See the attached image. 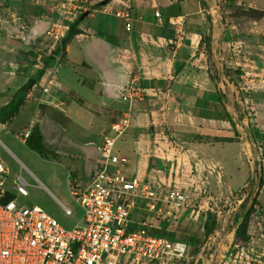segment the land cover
<instances>
[{
  "label": "rangeland",
  "instance_id": "obj_1",
  "mask_svg": "<svg viewBox=\"0 0 264 264\" xmlns=\"http://www.w3.org/2000/svg\"><path fill=\"white\" fill-rule=\"evenodd\" d=\"M223 11L234 25L239 20L264 17L263 6ZM80 18L74 26L82 24ZM236 29L230 28L223 37L218 49L220 75H216L214 68L212 75L225 102L223 110L217 104L218 115L224 114L229 104L228 114L223 116L227 124L206 132L191 125L187 130L170 126L162 129L154 120L133 126L135 116L131 106L138 100L124 102L120 94L131 82L145 83L148 75H141L142 67L138 65L147 66L146 53L139 50L121 53L122 62L115 80L114 72L94 74L92 71L89 61L95 63L100 49L95 41L88 43L87 33L75 29L63 48L60 43L65 37L56 41L47 33V40L35 53L40 55L36 62L44 66L40 85L35 88L36 94L30 92L23 102V105L27 100L32 102L30 111L19 110L17 120L3 123L6 126L3 132L13 142L8 147L13 156L0 148V160L8 170L9 183L18 174L28 182L29 196L23 203L38 205L60 223L72 225L73 220L64 216L48 192L64 205H71L65 196L66 175L86 179L97 165L98 156L93 150L99 146V132L131 110L133 117L123 135L122 146L137 134L158 146L159 141H166L163 135L168 137V144L159 146L162 149L152 148L146 155L149 160L158 158L164 163L158 167L150 164L139 177L174 186L187 194L186 202L174 218L164 224L156 222L164 230L150 231L152 236L189 244L187 257L175 264H264V35L255 30L256 33L241 36ZM84 47L89 52L86 58L82 55ZM25 53H21V58H28L34 52ZM95 69L99 68L95 66ZM122 77L127 84L117 87V80ZM44 88L48 91L42 95ZM30 123V133L37 129L45 147L43 159L26 150L16 138L24 140L23 134ZM156 125L157 130L153 128ZM0 140L5 141L2 136ZM89 147L92 153L83 152ZM127 159L129 171L135 173L129 155ZM246 211L248 218L244 223L242 214ZM142 214L138 211L136 218ZM135 229L131 227L130 231Z\"/></svg>",
  "mask_w": 264,
  "mask_h": 264
},
{
  "label": "crops",
  "instance_id": "obj_2",
  "mask_svg": "<svg viewBox=\"0 0 264 264\" xmlns=\"http://www.w3.org/2000/svg\"><path fill=\"white\" fill-rule=\"evenodd\" d=\"M213 1L221 16L219 25L212 21L207 0H86L81 5L78 15L73 16L66 24L74 31L76 29L78 32L87 33L90 38L88 43L95 41L99 45L100 53L96 56L95 63L89 61L94 74L114 72L116 80L119 75L117 73L119 62H122L121 53L139 50L149 55L147 66L138 65L142 67L139 73L148 75L144 78L145 83L141 84L147 92L145 99L135 101L131 106V109L132 107L134 109L132 115L135 116L133 126L154 120L162 129L170 126L175 130H187L191 125L206 132V129L218 130L227 124L223 116L228 114L229 104L225 106L224 114L218 115L217 104L223 110L225 102L221 96L220 85L212 81L213 68L216 75L220 73L218 49L221 48L223 37L230 32V28H237L236 31L241 36L251 32H262L264 35V17L260 16L252 21L239 20L234 25L230 23L232 20H228L230 17L224 16L223 11L264 7V0ZM155 12L158 13V17H155ZM123 15L127 16L131 25L128 31L125 29L126 20ZM79 17L83 21L82 24L74 26ZM176 17L182 21L179 28L169 24V19ZM59 18H61L59 6L53 0H0V111L9 104L28 79L33 78L40 70L44 71V66L36 62H39L40 55L36 56L35 53L47 40L51 25ZM85 18L89 20L85 21ZM250 26H253V31L250 30ZM25 51L28 55L29 51L34 53L28 58H21V53ZM87 53L89 52L84 47L82 55L85 58ZM95 66L99 69L96 70ZM80 69L87 70L84 67ZM40 79L42 75L24 94L23 102L31 95L30 92L36 94L35 88L40 85ZM117 83V87L127 84L125 77L117 80ZM25 104H22L19 110L29 112L32 102L27 100ZM130 111L126 112H129L132 119ZM17 114L14 120L18 119ZM7 124L9 122L5 123ZM5 125L0 122L2 129L0 136L5 139L0 140V148L13 156L8 150L9 144L13 142L3 132L6 129ZM157 126L153 128L157 130ZM108 127L109 125L99 132V146ZM163 136L166 141H159V146L168 144V137ZM122 139L123 136L117 140L115 151L131 158L135 173L129 171L128 161L126 172L129 176L140 178L150 164L158 167L164 163L158 158L152 160L147 158L146 155H149L152 148L159 150L162 148L154 145L152 140L143 139L142 134L124 141L122 143L124 146L121 145ZM20 145L29 151L25 141ZM99 146L93 150L94 155L98 156L95 170L86 179L66 175V187L69 175L85 185L90 176L101 167ZM91 149L89 147L83 152L92 153ZM0 162L2 163L1 160ZM39 187L42 185L39 184ZM65 194L67 197V192Z\"/></svg>",
  "mask_w": 264,
  "mask_h": 264
},
{
  "label": "built area",
  "instance_id": "obj_3",
  "mask_svg": "<svg viewBox=\"0 0 264 264\" xmlns=\"http://www.w3.org/2000/svg\"><path fill=\"white\" fill-rule=\"evenodd\" d=\"M61 18L49 29L54 40L66 37V24L78 15L86 0H53ZM56 9V7L54 8ZM155 17L158 13L155 12ZM125 29L131 27L127 16ZM172 27L182 25L181 18L169 19ZM48 89H43V94ZM147 89L136 82L126 85L120 100L131 103L146 96ZM130 121L129 112L107 128L99 146L101 167L83 185L67 177L64 205L50 197L72 225H64L38 205H25L28 182L18 174L11 183L8 170L0 162V264H175L187 257L190 246L167 237L152 236L162 231L187 200L176 187L152 183L126 172L128 159L115 151ZM32 124L23 134L25 141ZM39 187V185H38ZM138 211L143 212L138 216ZM156 222H159L156 224ZM131 227L136 228L130 231Z\"/></svg>",
  "mask_w": 264,
  "mask_h": 264
},
{
  "label": "trees",
  "instance_id": "obj_4",
  "mask_svg": "<svg viewBox=\"0 0 264 264\" xmlns=\"http://www.w3.org/2000/svg\"><path fill=\"white\" fill-rule=\"evenodd\" d=\"M73 33H74V30L70 27L65 39L62 40L60 43V48H63L69 42V40L71 39V34H73ZM42 73H43V69L40 70L38 73H36L33 78L28 79L26 81V83L21 88H19L16 95L12 98V100L9 102V104L0 111V122L1 123H5V121L6 122L12 121L14 116L18 113L19 108L23 104L24 94L33 87V85L36 83V81L41 77ZM231 125H233V124H231ZM25 146L30 151H33L34 153L38 154V156L41 159H43V153L46 150L42 144L41 136H40L37 129H34L31 131L28 138L25 140ZM248 211H246L242 214L244 223L248 218ZM238 220L239 219H237L236 221H238ZM238 233H239L238 230H236L235 234L237 235Z\"/></svg>",
  "mask_w": 264,
  "mask_h": 264
},
{
  "label": "water",
  "instance_id": "obj_5",
  "mask_svg": "<svg viewBox=\"0 0 264 264\" xmlns=\"http://www.w3.org/2000/svg\"><path fill=\"white\" fill-rule=\"evenodd\" d=\"M207 7H208V9L210 11L213 23L215 25H219L220 24V20H221V16L219 14L218 8L215 5L214 1L213 0H207ZM218 73H219V71H218ZM218 75H220V73Z\"/></svg>",
  "mask_w": 264,
  "mask_h": 264
}]
</instances>
